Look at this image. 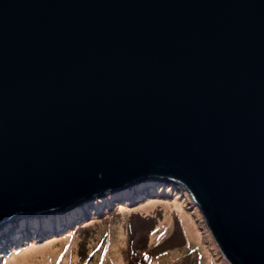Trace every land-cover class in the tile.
<instances>
[{
	"label": "water",
	"instance_id": "95a60500",
	"mask_svg": "<svg viewBox=\"0 0 264 264\" xmlns=\"http://www.w3.org/2000/svg\"><path fill=\"white\" fill-rule=\"evenodd\" d=\"M150 179L264 264V0H0V225Z\"/></svg>",
	"mask_w": 264,
	"mask_h": 264
},
{
	"label": "rangeland",
	"instance_id": "374dc122",
	"mask_svg": "<svg viewBox=\"0 0 264 264\" xmlns=\"http://www.w3.org/2000/svg\"><path fill=\"white\" fill-rule=\"evenodd\" d=\"M175 184L155 180L133 192L94 195V201H86L91 203L79 202L69 209L15 215L0 237L8 236L22 217L28 218L23 220L26 240L1 241L0 264H14L12 256L49 241L54 243L51 254H30L16 264H233L193 196L185 185ZM181 211L200 230V240L186 230ZM75 213V220L60 228L63 217Z\"/></svg>",
	"mask_w": 264,
	"mask_h": 264
},
{
	"label": "bare ground",
	"instance_id": "6f19581e",
	"mask_svg": "<svg viewBox=\"0 0 264 264\" xmlns=\"http://www.w3.org/2000/svg\"><path fill=\"white\" fill-rule=\"evenodd\" d=\"M149 205H150V204H149ZM167 212H168V215H169V216L172 215L171 210L169 209V207H168V209H167ZM181 213L185 216L184 224H185V228H186V230L192 235L193 238H195V239H197V240H200V239H201V232H200V230L195 226V223L193 222V220L190 219L189 216H187V214H186L184 211H181ZM18 215H19V214H16L17 217H18ZM16 216H15V217H16ZM14 220H15V219H14ZM18 220H20V221H18L19 224H20V223H23V219H22V217H19ZM25 220H26V219H25ZM10 222H11V221H9V222H5L4 224L0 225V229L6 227ZM29 223H31V219H30ZM195 233L198 235L197 237L195 236ZM56 241H57V240H56ZM55 244H56V242H55ZM53 245H54V243L51 242V241H49V242H47V243H45V244H42V245H39V246H33V247H30V248H27V249H25V250L21 253V255H20L19 257H13V256H12V259L14 260L13 263L16 264L17 261L25 262V261H27L28 258L30 257V256H28V255H30V254H34V253H36V254H38V253H46V254L48 253V254H51V253H52L51 248L53 247ZM173 257H174V256H173ZM173 257H172V258H173Z\"/></svg>",
	"mask_w": 264,
	"mask_h": 264
},
{
	"label": "trees",
	"instance_id": "16d2710c",
	"mask_svg": "<svg viewBox=\"0 0 264 264\" xmlns=\"http://www.w3.org/2000/svg\"><path fill=\"white\" fill-rule=\"evenodd\" d=\"M156 179H150V180H145L144 182H142L141 183V186H143V185H146L147 183H151V182H153V181H155ZM131 189H127L126 191H130ZM118 193H120V191L119 192H116L115 194H117L118 195ZM131 194H129V196H130ZM92 201V200H91ZM91 201H89V203H91ZM94 201V200H93ZM104 204H107V203H104L103 202V204L102 205H104ZM77 215H78V213H75V214H73L72 216H65V219H64V217H63V220H61V222L62 223H67L69 220H73V219H75L76 217H77ZM61 223V225H63Z\"/></svg>",
	"mask_w": 264,
	"mask_h": 264
}]
</instances>
